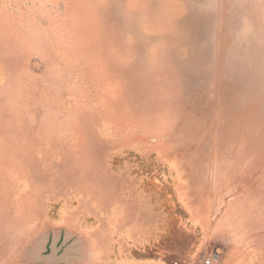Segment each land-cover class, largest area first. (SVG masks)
<instances>
[{
    "label": "rangeland",
    "instance_id": "rangeland-1",
    "mask_svg": "<svg viewBox=\"0 0 264 264\" xmlns=\"http://www.w3.org/2000/svg\"><path fill=\"white\" fill-rule=\"evenodd\" d=\"M0 264H264V0H0Z\"/></svg>",
    "mask_w": 264,
    "mask_h": 264
}]
</instances>
